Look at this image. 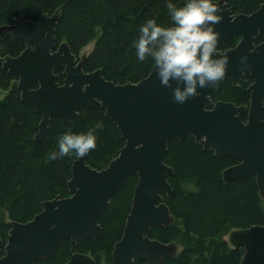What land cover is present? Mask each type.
<instances>
[{
  "label": "water",
  "instance_id": "95a60500",
  "mask_svg": "<svg viewBox=\"0 0 264 264\" xmlns=\"http://www.w3.org/2000/svg\"><path fill=\"white\" fill-rule=\"evenodd\" d=\"M212 2L223 17L215 30L220 33L218 54L229 56L227 72L216 85L198 89L200 94L184 104L173 102L172 90L161 85L155 67L139 83L124 85L107 80L100 69L86 72L87 57L74 54L68 42L56 38L60 11L37 21L23 15L0 27L1 40L26 43L19 56L3 59V67L16 79L22 101L42 116L36 141L47 134L53 117L73 121L81 108L99 104L125 140L118 157L102 170L88 164L89 152L76 160L69 182L71 195L46 201L42 212L27 223L14 222L7 242L0 238V264H39L55 257L66 241L100 239L103 212L134 174L138 183L131 211L110 264H163L165 258L176 257V242L165 244L151 235L153 228L175 223L164 197L173 193L169 178L174 175L166 154L170 142L187 136L205 151L237 160L223 172L224 181L254 176L264 200V3L247 15L235 14L226 0ZM257 37L263 39L261 44H256ZM230 39L239 40L236 47L220 50ZM242 56L248 58L245 63L240 62ZM56 68L63 69L62 83ZM246 73L254 79L249 105L213 102V90L225 79L237 86ZM228 241L232 248L244 250L241 264H264V225L234 229ZM66 264L97 262L89 254L74 253Z\"/></svg>",
  "mask_w": 264,
  "mask_h": 264
},
{
  "label": "trees",
  "instance_id": "16d2710c",
  "mask_svg": "<svg viewBox=\"0 0 264 264\" xmlns=\"http://www.w3.org/2000/svg\"><path fill=\"white\" fill-rule=\"evenodd\" d=\"M169 2L182 6L186 0H0V27L23 15L37 21L44 14L60 11L56 28L59 43L68 42L72 52L79 54L97 40L85 61L86 72L100 69L107 80L118 85L139 83L155 66L151 57L138 60L133 42L149 19L163 27L171 26L166 7ZM226 2L235 14L250 15L264 0ZM237 43L230 39L220 50L234 48ZM25 49L22 40L0 39V89L7 92L0 99V238L5 243L14 222L27 223L42 212L46 201L71 195L72 167L80 157L73 152L56 160L48 158L50 152L58 151L63 133H86L103 122L102 129L93 131L96 147L88 155V164L98 170L106 168L125 146L118 126L100 104L81 108L73 121L53 117L47 134L36 141L42 116L22 101L16 79L3 67L6 56L17 57ZM55 72L62 76L63 69L56 68ZM253 82L250 73L237 86L225 79L213 90L212 100L249 105ZM166 163L174 168L169 178L173 193L164 197L175 223L153 228L151 236L165 244L177 242L183 249L176 257L165 258L163 264H241L244 250L232 248L225 237L234 229L264 225V200L256 178L226 183L223 172L238 161L205 151L192 136L169 143ZM137 183L138 174H134L112 198L100 219V239L66 241L55 257L39 264H66L74 253L90 254L97 264L105 254L111 262L114 246L124 234Z\"/></svg>",
  "mask_w": 264,
  "mask_h": 264
},
{
  "label": "clouds",
  "instance_id": "9594fccd",
  "mask_svg": "<svg viewBox=\"0 0 264 264\" xmlns=\"http://www.w3.org/2000/svg\"><path fill=\"white\" fill-rule=\"evenodd\" d=\"M166 7L171 26L163 27L154 19L147 20L133 47L139 61L152 58L156 77L163 87L172 90L173 102L184 104L200 94L198 89L214 86L226 75L229 56L218 54L220 33L215 30L223 17L212 0H186L182 6L169 2ZM247 59L242 56L240 62ZM102 128L100 121L86 133L71 130L63 133L58 140V151L50 152L48 158L56 160L73 152L78 157L85 156L96 147L93 131Z\"/></svg>",
  "mask_w": 264,
  "mask_h": 264
},
{
  "label": "rangeland",
  "instance_id": "374dc122",
  "mask_svg": "<svg viewBox=\"0 0 264 264\" xmlns=\"http://www.w3.org/2000/svg\"><path fill=\"white\" fill-rule=\"evenodd\" d=\"M96 43H97V40L91 42L87 47H85L81 52H80V56H84V55H87L89 56L90 54H92V52L94 51L95 49V46H96ZM7 92H4L3 90L0 89V99H4L5 96L7 95L6 94ZM226 240H228V235L226 236L225 238ZM183 249V247L180 245V251ZM102 263H109L106 259V255L103 254L102 255ZM110 264V263H109Z\"/></svg>",
  "mask_w": 264,
  "mask_h": 264
},
{
  "label": "flooded vegetation",
  "instance_id": "af4514ba",
  "mask_svg": "<svg viewBox=\"0 0 264 264\" xmlns=\"http://www.w3.org/2000/svg\"><path fill=\"white\" fill-rule=\"evenodd\" d=\"M257 38H259V37H257ZM260 40H261V42L260 43H262L263 42V39L262 38H259ZM260 43H258V44H260Z\"/></svg>",
  "mask_w": 264,
  "mask_h": 264
}]
</instances>
